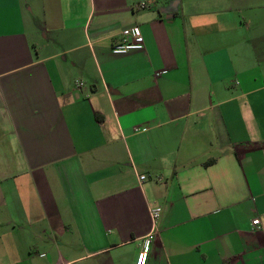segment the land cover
<instances>
[{
	"label": "crops",
	"instance_id": "0c3cea01",
	"mask_svg": "<svg viewBox=\"0 0 264 264\" xmlns=\"http://www.w3.org/2000/svg\"><path fill=\"white\" fill-rule=\"evenodd\" d=\"M154 206L147 264H264V0H0V264H134Z\"/></svg>",
	"mask_w": 264,
	"mask_h": 264
},
{
	"label": "built area",
	"instance_id": "2783aa9c",
	"mask_svg": "<svg viewBox=\"0 0 264 264\" xmlns=\"http://www.w3.org/2000/svg\"><path fill=\"white\" fill-rule=\"evenodd\" d=\"M139 6H145L144 2H140ZM121 39L111 44V52L113 54H125L130 50H141L144 48V38L138 25H132L125 27L121 30ZM79 85L82 82L78 83ZM145 175H140L139 179H144ZM160 206H154L149 208V215L152 221V229L143 238L140 249L137 252L134 264H147L148 253L150 250L151 241L154 235L157 233L154 222L160 214ZM253 224H258L257 218L252 220Z\"/></svg>",
	"mask_w": 264,
	"mask_h": 264
}]
</instances>
